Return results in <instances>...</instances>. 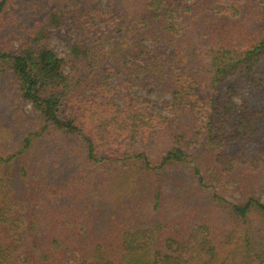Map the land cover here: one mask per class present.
<instances>
[{
	"label": "trees",
	"instance_id": "16d2710c",
	"mask_svg": "<svg viewBox=\"0 0 264 264\" xmlns=\"http://www.w3.org/2000/svg\"><path fill=\"white\" fill-rule=\"evenodd\" d=\"M3 77L0 264H264V0H0Z\"/></svg>",
	"mask_w": 264,
	"mask_h": 264
},
{
	"label": "rangeland",
	"instance_id": "374dc122",
	"mask_svg": "<svg viewBox=\"0 0 264 264\" xmlns=\"http://www.w3.org/2000/svg\"><path fill=\"white\" fill-rule=\"evenodd\" d=\"M99 2L103 3L104 0H99ZM65 35L66 33L63 28L53 30V33L48 40V44L54 49L59 57H64L68 50V40ZM131 90L141 96L151 99L153 101L151 108L155 111L163 112L161 109V103L170 98L168 92L152 90L149 85H134ZM120 102L121 101H118L117 103L120 104ZM0 118L2 122L7 124L13 120L20 121L21 125L23 124L22 133L37 127V114L32 110L30 103L27 101L19 102L17 100L15 89L11 86L10 81L4 77L0 78ZM189 170L190 164H187L184 168L179 170L180 172L177 173L186 175L189 174ZM15 187L16 188H12V190L16 192V194L18 192L21 193L22 189L19 185H15Z\"/></svg>",
	"mask_w": 264,
	"mask_h": 264
}]
</instances>
